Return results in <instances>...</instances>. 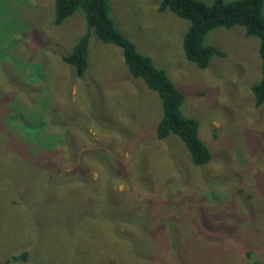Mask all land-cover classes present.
<instances>
[{
	"label": "rangeland",
	"instance_id": "1",
	"mask_svg": "<svg viewBox=\"0 0 264 264\" xmlns=\"http://www.w3.org/2000/svg\"><path fill=\"white\" fill-rule=\"evenodd\" d=\"M107 1L117 29L184 94L210 159L195 165L176 134L156 137L160 97L119 46L91 31L83 76L62 61L86 31L81 10L55 24L54 0H0V264L20 251L27 259L10 264H264L258 38L211 29L204 42L224 56L198 68L182 50L189 22L161 0ZM29 136L57 163L29 164Z\"/></svg>",
	"mask_w": 264,
	"mask_h": 264
},
{
	"label": "trees",
	"instance_id": "2",
	"mask_svg": "<svg viewBox=\"0 0 264 264\" xmlns=\"http://www.w3.org/2000/svg\"><path fill=\"white\" fill-rule=\"evenodd\" d=\"M263 0H212L207 3L202 0H161L160 10L169 9L179 18L185 19L189 25L182 37V50L186 59L198 68L207 67L212 56H224V53L213 45L206 44L204 38L214 28L240 25L246 35H254L259 40L258 56L261 61V78L252 86L256 105L264 101V15L262 14ZM76 10L84 13L86 31L79 36L70 52L61 57L62 61L74 68L77 77H82L87 69L88 42L91 31L104 43H111L121 48L124 63L133 77H141L146 86L154 90L161 100L162 115L156 127V137L164 138L170 133L176 134L189 151L191 162L195 165L206 164L210 152L198 136V121L184 115L181 106L184 94L176 88L163 68L157 67L152 59L138 51L135 44L123 35L115 26L110 14L107 0H54V23L60 24L64 18ZM46 123V122H45ZM47 125H45L46 127ZM34 135L41 130L34 126L30 129ZM36 136H29V164L34 167H52L57 163V152L48 151L50 148H40L34 145ZM48 137V136H47ZM64 137V138H63ZM64 144L68 136H63ZM42 136H39V140ZM47 144L46 140L39 141ZM94 141L91 140V145ZM74 143L68 140V146ZM26 152V150H23ZM37 153L40 155H37ZM70 162V160L68 161ZM103 163V162H102ZM104 164V163H103ZM61 165V164H59ZM148 207V204H147ZM146 207V209H147ZM149 254H137L135 260L142 256L147 262ZM247 258L252 256L247 252ZM27 252L20 251L6 257L4 263L25 261ZM252 264H259L252 261Z\"/></svg>",
	"mask_w": 264,
	"mask_h": 264
}]
</instances>
